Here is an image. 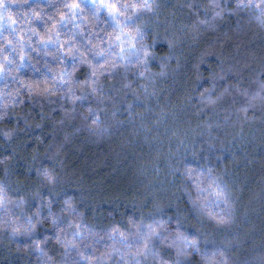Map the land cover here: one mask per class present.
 <instances>
[{"label": "clouds", "instance_id": "1", "mask_svg": "<svg viewBox=\"0 0 264 264\" xmlns=\"http://www.w3.org/2000/svg\"><path fill=\"white\" fill-rule=\"evenodd\" d=\"M0 264H264V0H0Z\"/></svg>", "mask_w": 264, "mask_h": 264}]
</instances>
